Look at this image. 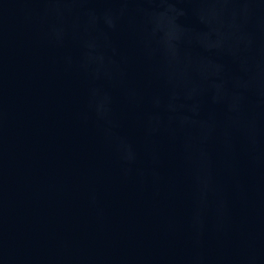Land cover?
I'll return each mask as SVG.
<instances>
[{
  "label": "water",
  "instance_id": "1",
  "mask_svg": "<svg viewBox=\"0 0 264 264\" xmlns=\"http://www.w3.org/2000/svg\"><path fill=\"white\" fill-rule=\"evenodd\" d=\"M0 264H264V0H0Z\"/></svg>",
  "mask_w": 264,
  "mask_h": 264
}]
</instances>
